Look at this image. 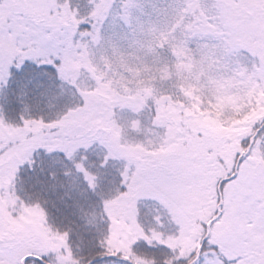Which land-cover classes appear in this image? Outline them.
Segmentation results:
<instances>
[{
    "label": "snow or ice",
    "instance_id": "snow-or-ice-1",
    "mask_svg": "<svg viewBox=\"0 0 264 264\" xmlns=\"http://www.w3.org/2000/svg\"><path fill=\"white\" fill-rule=\"evenodd\" d=\"M114 4L0 0V264H48L52 252L79 264L68 233L18 195L37 156L84 177L108 224L107 255L149 264L132 259L144 242L170 253L165 264H264V115L248 117L264 94V0H182L164 28L133 26L122 3L139 31L131 52L105 46ZM221 95L243 103L218 110L217 130L203 113L214 118ZM145 111L153 138L132 137Z\"/></svg>",
    "mask_w": 264,
    "mask_h": 264
},
{
    "label": "trees",
    "instance_id": "trees-1",
    "mask_svg": "<svg viewBox=\"0 0 264 264\" xmlns=\"http://www.w3.org/2000/svg\"><path fill=\"white\" fill-rule=\"evenodd\" d=\"M125 1L127 0H115L113 8L121 9V4ZM73 2L81 5V12L87 10L86 0H73ZM27 108L36 114V109L31 103L27 104ZM8 114L12 117L16 116L15 112L10 111ZM35 167V172L27 168L26 171L22 170L32 179V185L26 186L29 190L26 191L25 196H30L29 204L38 201L42 205L47 213L48 224L54 230L58 229L62 233H68L67 245L72 259L77 260L79 264H127L120 255L106 254L108 246L102 243L107 237L106 227L102 226L104 221L102 220V206L88 188L84 177L75 172L64 175V164L60 162L53 164L52 159L48 157L37 156ZM52 173H55V176H52ZM82 205L86 206V209ZM89 210H94V212ZM91 212L96 214L95 221L90 215ZM59 254L67 255L68 253L61 248ZM134 255L138 258L137 254ZM157 256L163 258L158 259ZM142 258H146L149 264L153 258L156 264H165L167 261L166 256L160 253V248H148L146 244ZM48 264H58L57 252L49 255Z\"/></svg>",
    "mask_w": 264,
    "mask_h": 264
},
{
    "label": "rangeland",
    "instance_id": "rangeland-1",
    "mask_svg": "<svg viewBox=\"0 0 264 264\" xmlns=\"http://www.w3.org/2000/svg\"><path fill=\"white\" fill-rule=\"evenodd\" d=\"M128 5V12L131 13V16L133 18V26H135V18L139 17L141 21L147 22L149 20L151 21H157L159 28H164L166 25V20L171 19L176 13L175 9L181 6L182 0H127L125 1ZM103 35H104V42L105 46H107L109 43L115 44L120 47L122 51L131 52L133 50L130 45H133L134 39L139 37V31H137V37H134L131 33V30L128 26V23L126 22V16L124 13L121 12V9L113 8L112 14L109 15L108 19L104 22V28H103ZM160 52L161 58H167L169 60L172 59L170 54L167 52L166 49H158ZM151 60V58H149ZM185 70H188V66H185ZM237 86H242L239 82H236ZM163 87L167 88L168 84L163 85ZM220 90L223 91L225 85L220 84L219 85ZM192 88L188 89L189 94L192 92ZM249 97L251 98L253 96L252 91H249L248 93ZM257 100V104L260 106L259 111L256 109H253L251 112H249L248 117L249 119H255L258 116L264 115V104H262V101H264V94L257 95L255 97ZM243 101L240 100V97L235 95H221L218 98V103L216 104L214 111H216V115L213 118L208 113H203L205 119L203 123L208 126L215 125L217 130H221L220 128V112L219 109H222L224 106H228L233 108L235 111H239L240 107L242 106ZM130 117V114L127 112L120 113L118 111L117 119L123 118L124 120H127ZM143 124L145 127L141 131L139 135L136 133H130L132 137L138 138V139H144V138H153V133L148 130L147 125L149 124L148 119V113L145 111L141 117ZM258 126V125H257ZM117 167L119 164L116 165ZM26 168L22 169L25 170ZM28 169V168H27ZM26 169V170H27ZM20 172L19 177L16 181V188L18 195L27 203L28 198L30 196H25L27 194L26 191H28L29 187L26 188L27 185H32L31 177L29 174L25 173L24 171ZM25 170V171H26ZM85 209L86 206L82 205ZM93 211L94 210H89ZM91 212L90 215L94 219V216L96 217V214ZM95 221V219H94ZM102 226L106 227L107 233H108V224L106 222H102ZM106 233L107 237L108 234ZM106 237V238H107ZM132 239H135L134 237ZM151 239V238H150ZM131 243V239H129L127 236L122 237V244L128 245ZM108 246V245H107ZM145 243L141 242L136 245L134 252L132 253L133 259L137 260L139 258L143 257V251H144ZM140 248L141 251L139 250ZM159 249V248H156ZM141 253V257L140 256ZM160 253L164 254L166 256L167 261L169 260L170 253H168L164 249H160ZM138 255V258L136 255ZM157 258H163L157 256ZM110 264H120V263H110Z\"/></svg>",
    "mask_w": 264,
    "mask_h": 264
}]
</instances>
